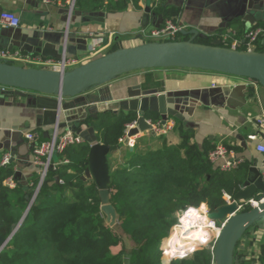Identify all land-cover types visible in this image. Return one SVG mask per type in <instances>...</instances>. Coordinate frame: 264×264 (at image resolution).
<instances>
[{
    "label": "trees",
    "instance_id": "obj_1",
    "mask_svg": "<svg viewBox=\"0 0 264 264\" xmlns=\"http://www.w3.org/2000/svg\"><path fill=\"white\" fill-rule=\"evenodd\" d=\"M130 1L136 6L139 3V0H117L106 5V9L124 10ZM103 6V0H76L78 9L97 10ZM198 42L213 45L214 41L200 39ZM222 46L229 47L223 43ZM256 51L264 53V47ZM143 115L153 123L162 121L155 111L149 110ZM170 118L176 122L174 129L179 132L180 144L170 145L165 136L152 135L160 144L148 146L143 153H131V148L120 140L126 127L138 121L135 112L115 114L108 110L87 117L85 124L94 129L97 142H107L117 150L125 146L131 155L128 164L117 169L111 167L109 160L110 199L118 214L114 227H110L101 211L97 185L93 180H83L91 151V143L85 139L58 154L55 163L61 164L49 169L42 185L39 172L25 184L16 180V187L10 189L2 183L15 178V171L10 165L0 166V236L9 238L21 223L0 253V264H164V253L168 261L176 257L167 243L174 235L172 229L178 224V214L203 204L210 211L225 205L224 194L234 197L242 190L251 166L245 161L232 170L216 167L208 160V151L196 141L195 130ZM263 198L261 194L255 200L259 202ZM250 209L247 206L243 211ZM119 246L120 251L114 253L113 248ZM239 247L240 244L234 264L238 261L247 264L239 254ZM170 264H213V256L205 249Z\"/></svg>",
    "mask_w": 264,
    "mask_h": 264
},
{
    "label": "crops",
    "instance_id": "obj_2",
    "mask_svg": "<svg viewBox=\"0 0 264 264\" xmlns=\"http://www.w3.org/2000/svg\"><path fill=\"white\" fill-rule=\"evenodd\" d=\"M56 1L57 4L45 5L34 0H0V15L2 12H11L21 19L18 29L8 28L0 22V49H12L26 57H39L54 62L64 58L81 61L94 57L91 56L93 47L100 46L98 49L103 50L98 54L100 56L115 48L143 44L145 33L165 27L169 22L179 25L184 32L197 30L203 36L198 40L222 41L228 36L230 41L238 40L242 43L248 31L264 27L263 22L248 27L244 21L245 16L250 13L248 0H161L158 5L152 0H139L137 6L130 1L126 9L112 12L106 9V5L114 4L117 0H103L105 6L97 10L78 9L76 0ZM254 7L264 11L259 1ZM180 34L186 40L191 37L182 32ZM13 43L27 45L28 50L23 52ZM263 47L264 38H261L256 48ZM169 74H177L178 77ZM181 75L185 77H180ZM254 82L247 79L231 83L214 73L175 68L134 72L97 87L79 98L62 99L59 104L67 118L63 117L59 121L64 125L60 130L70 129L78 134V130L82 129V135L90 129L82 119L90 106L106 105L109 110L120 113L124 111L118 109L121 102L137 100L144 91H157L158 94L154 96L166 94L169 97H179L181 102L177 109L184 117V127L195 130L196 141L205 151L209 152L222 145L233 151L238 159L260 169L264 155L257 151V145L264 143V135L255 127V120L264 116V87ZM154 84L161 85V89ZM241 86H246V90H239L234 98L227 95L220 106L205 105L188 95L183 96V93L189 91L213 87H222L228 90L226 93H232L236 87ZM36 97L30 94L24 98L15 92L0 96V166L3 157L10 154L9 168L14 169L15 180H19L21 184L31 180L36 173L41 174V170L33 162L31 144L26 141L23 133L38 134V142L42 143L50 140L52 131L55 130L53 117L47 114V110L40 108L38 103H34ZM51 99L58 100L56 97ZM49 103L52 102L44 103V107ZM137 115L139 118L143 113L139 112ZM69 123L73 124L71 128L68 127ZM152 135L151 131L141 132L136 147L131 148L130 152L143 153L148 146L157 144ZM165 139L170 145L181 143L179 132L175 129ZM123 160L118 162L119 166L125 165ZM224 163L220 161L214 165L222 169ZM8 179L3 181L4 186Z\"/></svg>",
    "mask_w": 264,
    "mask_h": 264
},
{
    "label": "water",
    "instance_id": "obj_3",
    "mask_svg": "<svg viewBox=\"0 0 264 264\" xmlns=\"http://www.w3.org/2000/svg\"><path fill=\"white\" fill-rule=\"evenodd\" d=\"M257 1H259L260 6L264 7V0H248L250 13L244 18L248 27L259 22L264 23V11L256 10L254 7ZM182 33L191 35V37L182 41L147 42L135 47L121 48L93 58L66 72L49 68L23 67L0 59V86L12 88L15 90V94L24 98L30 94L36 95L34 103H38L40 108L47 110V114L53 117L55 130L52 131V135L55 134L58 125L59 128L64 126L59 121L63 117L67 118V114H63L62 105L59 104L62 99L79 98L97 87L137 71L171 68L193 69L247 78L264 87L263 52L231 49L222 46L219 40H215L213 45L202 44L198 42V39L203 38V36L197 30L182 31ZM14 45L23 52L28 50L27 45L20 43ZM239 90H246V86L236 87L232 93H226L225 91L228 90L222 87H213L189 91L183 93V96L188 95L205 105L220 106L227 95H231V98L237 97ZM154 94H158V92H141L137 100L121 102L118 109L133 111L136 114L145 113L149 110L155 111L161 115L163 123L170 117L184 121L183 115L177 109L181 102L177 95L176 97H169L166 94L159 96H154ZM53 97L58 100L51 99ZM240 100L245 102L242 97ZM50 101L52 103L44 107V103ZM169 105L175 106L172 108ZM108 110L109 107L106 105L90 106L83 114V123L88 116H94ZM146 120L144 115L139 117L138 126L130 131L129 136L139 135L141 132H152V126ZM72 126V123L68 124V127L71 128ZM81 132L82 129H79L78 134ZM81 136L91 143L88 168L83 180H93L97 185L102 204L101 211L106 216L110 227H114L117 225L118 214L110 199L109 156L116 152L117 148L110 146L107 142H97L93 128H90L88 132H83ZM56 180L60 182L59 178ZM42 183L43 181L41 185ZM261 194L264 195L261 171L252 166L249 168L248 178L242 190L232 198L230 204H225L209 213V220L213 222L224 221L214 252L216 264H234L236 249L245 234L264 218V198L256 206H252L249 211H238V204L253 201L256 196ZM20 225L21 223L9 238L5 239L0 236V253L9 244ZM189 253L190 251L184 252L181 256H188ZM174 258L170 259L169 262L171 263Z\"/></svg>",
    "mask_w": 264,
    "mask_h": 264
},
{
    "label": "built area",
    "instance_id": "obj_4",
    "mask_svg": "<svg viewBox=\"0 0 264 264\" xmlns=\"http://www.w3.org/2000/svg\"><path fill=\"white\" fill-rule=\"evenodd\" d=\"M34 1L42 2L45 5H53L58 3L56 0H34ZM152 1L155 5H158L161 2V0H152ZM0 22L4 24L6 27L11 29H18L21 26L20 17L11 12H2L0 15ZM182 31H183L182 27L172 22L171 23L169 22L165 27L154 29L150 33H145L144 34L145 43L175 41L177 35L180 34ZM261 38H264V27H257L251 29L246 33L244 43L238 40L230 41L228 36L225 37L221 41V43L228 45L229 48L235 50L256 51L257 43ZM98 47L100 46L92 48L91 56L97 57L98 54H101V52H103V50L98 49ZM94 57L81 61L78 59L68 60L64 58L61 61L54 62L51 60H43L42 58L39 57H26L21 52L12 49H0V59L2 60L8 61L13 64L21 65L23 67L49 68L61 72H66L68 70L74 69L75 67H78L81 64L90 61ZM7 90H8L7 87L0 86V91L2 93L7 92ZM146 121L149 125L152 126V132L156 136H166L172 130H174L176 126L175 120L171 118H168L164 123L163 121H160L158 123H153L150 120H146ZM137 126H138V121L126 127L125 135L120 140L121 144L126 145L129 148L135 147L139 136L138 135L129 136V133L132 129L136 128ZM255 127L262 133V135H264V116L256 118ZM23 136L26 139V141H28L31 144L34 164L37 165L39 168H41V182L44 181L50 168L56 169V167L59 164H61L58 162L55 163L54 156L56 154L58 155L63 153L65 149L71 145H78L84 142V138L80 134H77L70 129L61 131L59 125L57 126L55 134L52 136V138L46 142L39 143L38 142L39 136L34 132L23 133ZM257 151L260 154L264 155L263 142L257 145ZM208 160L212 164H217L220 161H224L225 163L222 169L226 171L236 169L239 165L243 163L242 160L237 158L236 154L233 151H230L229 149H227L225 146L222 145L216 146V148L208 152ZM10 161H11V155L6 154L2 159L1 166L7 167L10 164ZM64 163H67V161H65ZM260 171H261V177L264 182V162L261 165ZM16 185L17 184L14 177L9 178L6 184V186L10 189H14ZM39 189H40V185L37 188V192L39 191ZM232 198H233L232 196L226 193L224 194V199L226 201V204H230ZM257 204L258 203H256V200L247 203H240L238 204V211H243L245 207L247 206L252 207V206H256ZM202 206L206 207V212L203 215L208 216L211 211L209 210L206 204ZM201 207L199 208L189 207L185 211H181L178 214V216L180 217L182 215L183 217L186 218V217H190L191 216L190 214H193L194 212L201 213L200 210ZM214 225L217 226V222H214ZM219 234L220 233H217L213 245L211 246V248L208 249L212 253L213 264H216L214 252ZM241 243L242 246H245L243 241H241ZM249 254L251 255L250 251ZM253 256L254 255H252V257ZM254 258L255 260L257 259V257Z\"/></svg>",
    "mask_w": 264,
    "mask_h": 264
},
{
    "label": "rangeland",
    "instance_id": "obj_5",
    "mask_svg": "<svg viewBox=\"0 0 264 264\" xmlns=\"http://www.w3.org/2000/svg\"><path fill=\"white\" fill-rule=\"evenodd\" d=\"M183 38H184V36L181 34H179L177 36L178 41L182 40ZM171 69H174V68H171ZM185 70H193V69H185ZM193 71H200V70H193ZM201 72H203V71H201ZM209 73H214L218 77H222L223 79L226 80V82L238 83V82H242V81H247V78H241V77H237V76H233V75L216 73V72H209ZM169 75L173 76V77H175V76L178 77L177 74H174V75L169 74ZM180 77H185V75H181ZM14 91L15 90H13L12 88H8L7 92H5V93H2L0 91V96L1 95H12L14 93ZM57 156H58L57 154L54 156L55 161H57V159H58ZM119 156H121L120 160L124 159L122 161L125 163L124 166H126L128 164V161L131 158V155L127 152V150L123 146H120L119 149L117 150V152L110 155L111 167H114L115 169L118 168V166H119L118 162L120 161ZM123 157H125V158H123ZM122 166H119V167H122ZM256 203H260V201L259 202L256 201ZM203 205H205V204H203ZM200 210H201L200 214L203 215L206 212V207L202 206L200 208ZM184 218L185 217H183L182 215L180 217L178 216V225H175V227L172 229V232L177 226L182 225V223H180V222ZM223 224H224V221L217 222V226H216L217 229H210L208 231L210 235L206 234V236L202 239L203 241L201 240V241L196 242L194 244V246H192L190 248L182 247V248L178 249L176 253H173V251L171 250L173 255L176 256L174 258V260L187 258V257L192 256L197 251H201V250L211 248V246L213 245V243L215 241V237L217 236L218 230L222 228ZM194 232H200V231L196 229V230H194ZM242 241H243L245 246H242V243L240 242L241 244L239 247L240 248L239 254L241 257L243 256L244 262L247 261L248 262L247 264H264V219L259 224V226L256 229L252 230L251 233L245 238V240H242ZM184 250L186 252L190 251V253L188 256L182 257L181 254ZM119 251H120V246L113 248L114 253H118ZM249 251H250L251 255L249 254ZM252 255H254V256L252 257ZM254 257H257V259L255 260ZM164 264H170V262L167 260V257H165V253H164ZM237 264H242V263H240L238 261Z\"/></svg>",
    "mask_w": 264,
    "mask_h": 264
},
{
    "label": "bare ground",
    "instance_id": "obj_6",
    "mask_svg": "<svg viewBox=\"0 0 264 264\" xmlns=\"http://www.w3.org/2000/svg\"><path fill=\"white\" fill-rule=\"evenodd\" d=\"M190 215V217L184 218L180 222L182 225L174 229V235L171 236V239L167 243L168 249L170 251L172 250L173 253H176L177 250L182 247L190 248L194 246V244L201 241L206 234L210 235L208 232L210 229H217L214 222L209 220L208 216H204L198 212H194ZM196 229L200 232H194ZM220 232L221 230H218V233ZM184 252L186 251L184 250L182 254Z\"/></svg>",
    "mask_w": 264,
    "mask_h": 264
}]
</instances>
